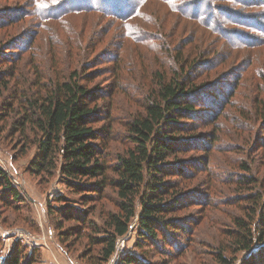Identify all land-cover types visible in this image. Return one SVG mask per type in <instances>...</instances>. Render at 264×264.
<instances>
[{"label":"rangeland","instance_id":"obj_1","mask_svg":"<svg viewBox=\"0 0 264 264\" xmlns=\"http://www.w3.org/2000/svg\"><path fill=\"white\" fill-rule=\"evenodd\" d=\"M94 2L96 0H0V44L7 47L4 43L9 39L14 40V46L5 52L13 62L6 60L7 64L2 63V66H16V80L9 81L6 78L5 83L9 81V84L0 85V108L4 100H8V93L15 88L16 81H19L20 95L23 91L26 96L32 95L30 90L35 80L32 69L36 68L43 75L53 78L50 69L57 64L61 70L59 77H64L76 62H83L89 57V61L94 60L91 66L99 76L88 87L104 89L112 81L113 77L108 73L110 65L104 63L105 59L97 58L102 56L104 50L89 48L87 56L82 50L90 39L105 40L109 52H113V45L119 43L118 34L109 24L106 14L100 16L81 9L86 5L91 7V3L94 6ZM206 2L185 0L182 4L177 1L174 10L167 4L158 3L141 8L140 11L148 18L149 26L145 28V33L142 29L139 37L123 40L125 63L122 64L124 70L119 71L118 90L105 88L106 99L98 104L100 110L103 108L109 112L111 119L94 125V128L100 129L111 124V140L105 149L109 153L108 160L117 154L122 155L125 146L121 141L124 136L123 125L139 112L149 94V81L141 76L137 64L132 61L134 57L130 50L135 57H152L151 50L142 51L138 45L145 43L148 36H154V25L163 37L170 36V41L172 37L176 42L179 39L182 42L190 40L192 48H198L201 52L206 48L212 55L216 52L220 54V57L214 58H217L216 63L219 65L224 60L223 64L210 72L213 79L210 86L219 94L210 102L215 104L217 110L224 106L222 112L220 109L215 123L196 131L200 137L199 143L193 142V150L181 154L175 161L179 167L192 169L188 179H169L171 184L178 186L183 196L190 197L184 198L177 212L168 215L180 223L184 233L172 236V233L165 231V235L172 237L174 243L163 244L161 236L156 237L154 242L141 239L138 217L135 216L124 236L117 238L113 255L102 264H119L124 255L134 257L137 264H215L217 250H224L225 255L230 256L233 247L226 230L233 228V218L244 215L243 201H232L247 192L264 190V148L258 146L260 140L264 139V120L261 121L254 113L258 102H255L258 95L255 90L261 88L264 91V0ZM104 5L112 8L111 4ZM211 20L224 21L222 32L234 31L233 38L241 40L242 46L233 47L227 40L213 35L216 31L212 32L214 30L208 28ZM134 22L144 25L143 21ZM104 26L109 29L107 35L102 33L105 29L98 32ZM102 35L104 37L100 38ZM78 44L82 45V49ZM191 47L185 51L190 53ZM224 72L232 76L224 75L222 80L219 79ZM238 75L240 80H237ZM233 89L237 90V94L230 97L228 92ZM259 95L264 98V93ZM4 113L0 109V120ZM19 114L20 111L13 105L12 110L0 121V169L22 197L20 203H7L0 198V264H4L14 250L26 264H98L100 248L93 246L89 239L99 235L98 230L105 229L104 217L116 212V195L108 190L106 198L94 207L83 205L79 202V196L68 191L58 172L48 176L31 172L28 163L33 159L36 147L21 151L23 139L10 129ZM212 136L217 139L213 145H207L203 150L199 148L206 142L204 139ZM191 162L193 168L189 166ZM243 163L250 166L251 176L258 179L253 188L239 187L230 179L243 175L240 168ZM136 209L138 214L140 209L137 203ZM65 210L72 211L76 219L82 215L92 221L97 230L90 231L77 220L61 216ZM251 217L247 216V220L251 221ZM261 246L264 244L253 246L249 252H238L233 264H241L243 258L250 252H257Z\"/></svg>","mask_w":264,"mask_h":264},{"label":"trees","instance_id":"obj_2","mask_svg":"<svg viewBox=\"0 0 264 264\" xmlns=\"http://www.w3.org/2000/svg\"><path fill=\"white\" fill-rule=\"evenodd\" d=\"M177 1L182 4L185 2V0H131L129 3L128 0H96L94 6L91 3V7L89 5L82 7L81 9L93 11L100 16L106 14L109 24L118 34L119 43L113 45L115 47L113 52L107 50L108 44L104 42L105 40L90 39L86 41L84 49L78 44L83 53L86 52V56L89 48L104 50L102 56L99 55L97 58L105 59L104 63L110 65L108 73L113 77L112 81L104 89L98 86L88 87L99 76L96 69H92L91 66L95 63L94 60L89 61V57L83 62H76V65L80 66L70 67L64 77H59L61 70L54 63L50 69L53 78L43 75L37 68L32 69V76L35 77L30 90L33 92L32 95L26 96L25 91L20 92L22 94L20 95L19 81H16L15 88L8 93V100L5 99L4 106L0 108L6 112L0 121H3L12 110L13 105L20 111L19 116L11 123L10 129L14 131V135L18 134L23 139L21 151L31 146L36 147L33 159L28 163L31 172L45 176L58 172L68 191L79 196V202L83 205L94 207L106 198L108 190L116 195L117 200L114 203L116 212L107 214L103 219L105 229L98 230L99 235L91 236L89 239L93 246L100 248L98 264L110 259L116 249L117 238L124 236L135 216L138 217L141 239L154 242L156 237L161 236L163 244L174 243L172 237L165 235V231L172 233V236L184 233L180 223L168 215L177 212L184 198L190 197L183 196V193L178 191V186L171 184L169 179H188L187 176L192 169L179 167L175 161L181 154L193 150V142L199 143L200 139L196 131L200 127L215 123L220 109L222 112L224 107L217 110L214 108L215 104L210 102L219 94V91L210 86L213 82L210 72L223 64L224 60H221L219 65L216 63L217 58H214L218 55L220 57V54L216 52L212 55L206 48L202 52L198 48V50L192 48L190 40L182 42L179 39L176 42L172 37L170 41V36L163 37L161 31L154 25V36H148L145 43L138 45L142 51L151 50L152 57L147 58L148 55L135 57L132 50L125 49L130 50L134 57L132 61L137 64L141 76L149 81L147 89L149 94L148 99L141 104L139 112L128 118L123 125L124 136L121 141L125 144L124 152L108 160L109 153L105 149L111 140V124L108 123V127L100 129L94 128V125L109 122L111 119L109 112H105L103 108L100 110L98 104L106 99L105 88L111 91L118 90L119 71L124 70L122 64L125 63L123 40H133L142 34V29L144 32L145 28H148V18L140 11L142 7L158 3L167 4L174 10ZM205 1H208L206 4H210L221 0ZM197 2L198 0H193V3ZM105 3L111 4L112 8H106ZM8 19L7 22H10ZM134 21H143L144 25L140 26ZM223 22L209 21L208 28L214 30L212 32L216 31L214 34L211 33L227 40L233 47L242 46L241 40L233 38L234 31L222 32ZM102 29H105L102 33L107 35L109 29L104 26L98 32ZM102 37L104 35L100 38ZM4 46L7 47L0 44L1 86H7L9 81L16 80L14 75L16 66L10 68L2 66V63L7 64L6 60L13 62L5 52L14 46V40H7ZM187 47L192 48L190 53L185 51ZM50 52L54 53L53 50ZM69 56L71 57V54ZM224 75L232 76L224 72L218 78L222 80ZM236 77L240 80V75ZM6 78L9 80L8 83H5ZM236 89L229 91L228 95L236 96ZM30 91L27 90L28 93ZM255 92L258 94L255 102H258L254 113L263 121L264 98L259 94H263L264 91L258 88ZM204 140L206 141L204 145L199 147L202 150L207 145L209 147L213 145L217 139L212 136ZM258 146L264 148V139L260 140ZM192 164V162L189 164L191 168ZM240 168L243 175L235 179L230 178L231 181H235L239 187L253 188L258 179L251 176L253 174L250 166L243 163ZM0 191L2 194L0 198L4 202L20 203L22 200L17 188L10 183L1 169ZM238 201H243L241 204L244 215L241 218H233V228L226 230V236L233 247L232 252L227 257L224 250H217L214 256L215 264H233L238 252H249L253 246L264 244V190L247 192L235 197L232 202ZM136 203L140 209L138 214ZM63 212L61 216L77 220L90 231L97 230L95 223L86 220L82 215L76 219L72 211ZM247 216H254L255 218L251 217L254 221L252 222L253 219L248 221ZM14 252L7 256L4 264H26ZM136 261L134 257L124 255L119 264H137ZM241 264H264V246L255 253L250 252L241 260Z\"/></svg>","mask_w":264,"mask_h":264}]
</instances>
